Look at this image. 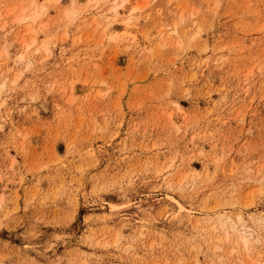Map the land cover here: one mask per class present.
Returning a JSON list of instances; mask_svg holds the SVG:
<instances>
[{
    "label": "rangeland",
    "instance_id": "374dc122",
    "mask_svg": "<svg viewBox=\"0 0 264 264\" xmlns=\"http://www.w3.org/2000/svg\"><path fill=\"white\" fill-rule=\"evenodd\" d=\"M120 2L0 0V264H264V0Z\"/></svg>",
    "mask_w": 264,
    "mask_h": 264
},
{
    "label": "bare ground",
    "instance_id": "6f19581e",
    "mask_svg": "<svg viewBox=\"0 0 264 264\" xmlns=\"http://www.w3.org/2000/svg\"><path fill=\"white\" fill-rule=\"evenodd\" d=\"M115 2V1H114ZM128 2V0H121L120 3H115L111 9L109 10L108 12V16L111 17L113 19V22L115 21H121L120 25L125 28L126 30L127 29H132L131 27H133L134 25V21L133 19L128 15L127 17L124 16V13L123 12H126L131 6L130 5H127L126 3ZM135 5V3H133ZM133 5V6H134ZM132 8V9H131ZM130 8V12H132L133 10H136L137 8L135 7H131ZM132 10V11H131ZM128 12V11H127ZM43 13H45V8L43 6L42 9L40 10H35L34 12H32L31 15L29 16H26L25 18H31L33 20H36L38 17H40ZM132 16V14H131ZM111 23V22H110ZM128 35V34H127ZM23 55L20 56V58H22ZM1 82V81H0ZM2 83V82H1ZM0 83V88L3 84ZM183 208V206L181 207ZM234 215V214H233ZM219 222H221L222 225H228L232 231H235L238 228V226H243L244 227V217L243 215L240 213L236 214L235 216H232V215H228L227 216H221L219 217ZM216 224V223H215ZM246 227V226H245ZM221 228V227H220ZM219 230V229H218ZM223 230V229H222ZM242 231V230H241ZM251 232V231H250ZM254 232V231H253ZM233 233V232H232ZM231 233V234H232ZM251 235H252V232L251 233H247V231H242L241 234H240V238L242 239L243 243H244V246L246 249L249 248V243L251 242L250 239H251ZM235 236V234H234ZM228 238V237H227ZM230 240V239H229ZM258 240V239H257ZM240 243V242H239ZM237 244V243H236Z\"/></svg>",
    "mask_w": 264,
    "mask_h": 264
}]
</instances>
